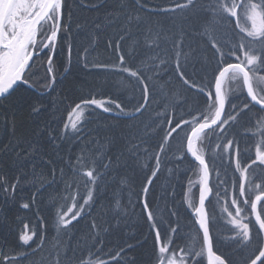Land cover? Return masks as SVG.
Segmentation results:
<instances>
[{"label":"snow or ice","instance_id":"1","mask_svg":"<svg viewBox=\"0 0 264 264\" xmlns=\"http://www.w3.org/2000/svg\"><path fill=\"white\" fill-rule=\"evenodd\" d=\"M0 264H264V0H0Z\"/></svg>","mask_w":264,"mask_h":264},{"label":"trees","instance_id":"2","mask_svg":"<svg viewBox=\"0 0 264 264\" xmlns=\"http://www.w3.org/2000/svg\"><path fill=\"white\" fill-rule=\"evenodd\" d=\"M69 2L71 3V0H69ZM152 2H157V0H152ZM70 79H75V77L70 78ZM79 79H80L82 82L85 81V78L82 77V76L79 77ZM87 80L90 81V80H91V77H88ZM84 94H87V89H86V88H85V93H84ZM65 115H66V114H65ZM162 186H163V187H166V186H167V183H166V181H165L163 178H162L160 184L157 185V189H156V191H157L158 194H160V191H161V187H162ZM175 191H176L177 202H179V200H180V198H181V196H182V189H181L180 184H177V185H176V187H175ZM11 215H12L13 217H15V213H14V212H13ZM16 227H17V228L20 227V225H19V220H17V222H16ZM79 227H80V230H81V231H86V230H87V229H86V222L81 223V225H80ZM136 255H137V257H138L139 259H141V260H143V261L146 262V260H147L146 250H144V249H140V250L137 251ZM36 259L39 260L40 257H37Z\"/></svg>","mask_w":264,"mask_h":264}]
</instances>
